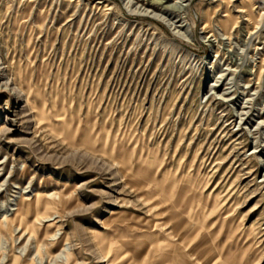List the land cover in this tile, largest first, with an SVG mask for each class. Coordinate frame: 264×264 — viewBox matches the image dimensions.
Masks as SVG:
<instances>
[{"label":"rangeland","instance_id":"obj_1","mask_svg":"<svg viewBox=\"0 0 264 264\" xmlns=\"http://www.w3.org/2000/svg\"><path fill=\"white\" fill-rule=\"evenodd\" d=\"M0 264H264V0H0Z\"/></svg>","mask_w":264,"mask_h":264},{"label":"bare ground","instance_id":"obj_2","mask_svg":"<svg viewBox=\"0 0 264 264\" xmlns=\"http://www.w3.org/2000/svg\"><path fill=\"white\" fill-rule=\"evenodd\" d=\"M229 20L230 19H227V20H225V21H223L222 23H221V25H220V28H221V30H223L224 32H227L228 31V29H229V25H228V23H229ZM35 196L36 197H38V195H36L35 194ZM19 198H20V196H19ZM29 204V200L27 199V198H24V197H21L20 199H19V203L17 204V207H16V209L15 210H17V213L16 214H21V209H22V206L23 205H28ZM19 207V208H18ZM12 221H13V219H12ZM19 227L17 226V229H18Z\"/></svg>","mask_w":264,"mask_h":264},{"label":"crops","instance_id":"obj_3","mask_svg":"<svg viewBox=\"0 0 264 264\" xmlns=\"http://www.w3.org/2000/svg\"><path fill=\"white\" fill-rule=\"evenodd\" d=\"M151 234H153V232L151 233ZM166 254H164V256H165Z\"/></svg>","mask_w":264,"mask_h":264}]
</instances>
